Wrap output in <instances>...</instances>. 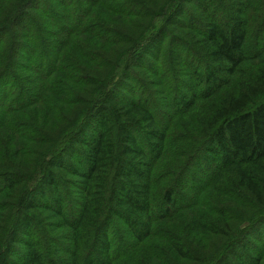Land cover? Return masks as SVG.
<instances>
[{
    "label": "trees",
    "instance_id": "1",
    "mask_svg": "<svg viewBox=\"0 0 264 264\" xmlns=\"http://www.w3.org/2000/svg\"><path fill=\"white\" fill-rule=\"evenodd\" d=\"M0 198V264H261L264 0H0Z\"/></svg>",
    "mask_w": 264,
    "mask_h": 264
},
{
    "label": "rangeland",
    "instance_id": "2",
    "mask_svg": "<svg viewBox=\"0 0 264 264\" xmlns=\"http://www.w3.org/2000/svg\"><path fill=\"white\" fill-rule=\"evenodd\" d=\"M103 17V16H102ZM130 84V82L127 80L126 82H125V86H128ZM124 91H126L125 90V88H124ZM1 199V198H0ZM6 200H10V201H12V199H10L9 197H5V198H3V199H1V201L3 202V203H5L6 202ZM231 208H233L234 210H237L235 207H231ZM250 209V207H248V208H245L244 210V212H242L243 214H246V215H252V216H255V217H257V218H259L260 217V215H261V213H260V210L259 209H257V208H253V207H251V209ZM6 213V211L3 209V210H1L0 211V214H5ZM118 224V223H117ZM248 224V220H246L245 222H244V225H247ZM1 225V224H0ZM240 226H242V224H240ZM256 243H257V248L260 250H264V243H260V242H258V241H256V240H254ZM210 242H212L211 244H210ZM208 243L209 244H207L208 246L207 247H210L211 248V250H212V257H213V259L214 258H217V255L219 254V252H217V250H216V247L217 246H225V245H227V243H228V241L227 240H222V241H216V240H214V241H212V240H209L208 241ZM18 247H20V246H22V245H17ZM20 248H22V247H20ZM262 257H264V256H262ZM261 264H264V259H262L261 260Z\"/></svg>",
    "mask_w": 264,
    "mask_h": 264
}]
</instances>
